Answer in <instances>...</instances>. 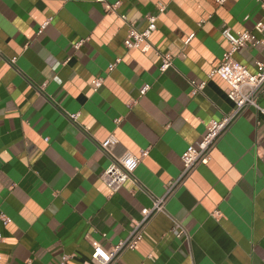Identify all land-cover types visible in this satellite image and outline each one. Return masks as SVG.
I'll use <instances>...</instances> for the list:
<instances>
[{
  "label": "crops",
  "instance_id": "crops-1",
  "mask_svg": "<svg viewBox=\"0 0 264 264\" xmlns=\"http://www.w3.org/2000/svg\"><path fill=\"white\" fill-rule=\"evenodd\" d=\"M151 15L148 41L127 48L130 26L144 30ZM260 21L264 0H0V264H82L163 196L136 247L110 264H264V113L245 109L182 176L186 148L235 108L210 75L230 49L224 25L260 40L234 53L255 72ZM111 133L114 154L141 156L117 192L102 179L111 160L99 142Z\"/></svg>",
  "mask_w": 264,
  "mask_h": 264
},
{
  "label": "built area",
  "instance_id": "built-area-1",
  "mask_svg": "<svg viewBox=\"0 0 264 264\" xmlns=\"http://www.w3.org/2000/svg\"><path fill=\"white\" fill-rule=\"evenodd\" d=\"M104 1V0H100ZM221 1V0H220ZM111 10H115V6H110ZM165 6H161L159 11H164ZM124 17V16H123ZM125 19V17H124ZM149 23L144 30H138L134 26H130L127 37L125 38V46L127 48H139L144 42H147L153 31L156 29V15H151ZM259 31H264V22L260 21L256 24ZM223 36L230 42V49L221 60V62L212 70L211 76L218 75L229 86L228 97L235 104L234 110L223 116L220 120L213 119L207 124V133L203 139L196 145L190 144L182 154L184 164L182 176L187 175L198 164L207 162L211 159V150L216 145L219 138L225 133L230 124L247 108L255 107L264 113V107L259 103V99L264 92V61L257 63V71H251L247 65L242 64L234 58V53L249 45H256L260 40L251 32H234L229 25H224L222 30ZM193 35L187 40V43ZM80 43H78L79 45ZM120 59L110 64L112 70ZM167 65V67H165ZM172 65V56L170 54L163 55V61L160 65L161 71H166ZM94 89L98 90L102 84V78H94L92 80ZM194 84V83H193ZM205 82L194 84V93L202 91ZM149 85H145L141 89V93H145L149 89ZM72 119L77 120L78 114H72ZM118 138L114 133L109 134L107 138L99 142L100 149L110 158L111 163L102 174V179L108 188L117 192L127 180L134 177V172L138 168L141 156L130 151H126L121 156H117L113 152V146L118 143ZM146 151L142 155H146ZM176 183L170 184L167 193L173 189ZM167 195V194H166ZM166 196L156 198L153 208H145L143 210L144 220L135 222L131 234L125 240L110 249L104 248L99 242H93V253L91 260L82 264H110L123 250L133 249L142 239V226L144 221L154 212L163 210ZM4 222H8L5 214H0ZM176 233H178L176 231ZM2 236L0 235V240ZM60 264H70L69 256L63 255Z\"/></svg>",
  "mask_w": 264,
  "mask_h": 264
},
{
  "label": "clouds",
  "instance_id": "clouds-1",
  "mask_svg": "<svg viewBox=\"0 0 264 264\" xmlns=\"http://www.w3.org/2000/svg\"><path fill=\"white\" fill-rule=\"evenodd\" d=\"M147 66V65H146ZM165 67H167V65H165ZM89 95H91V93H89ZM5 259H6V257H5Z\"/></svg>",
  "mask_w": 264,
  "mask_h": 264
}]
</instances>
